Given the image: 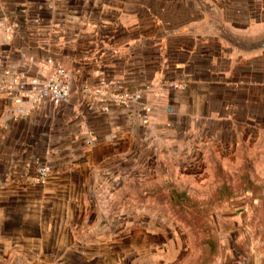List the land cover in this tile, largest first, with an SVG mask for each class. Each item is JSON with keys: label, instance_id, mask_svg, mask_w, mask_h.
Instances as JSON below:
<instances>
[{"label": "crops", "instance_id": "0c3cea01", "mask_svg": "<svg viewBox=\"0 0 264 264\" xmlns=\"http://www.w3.org/2000/svg\"><path fill=\"white\" fill-rule=\"evenodd\" d=\"M47 58L68 73L66 102L18 114L0 94V211L20 214L24 253L118 260L157 233L155 184L225 182L238 229L251 200L264 212V0H0V79L46 75ZM126 91L140 97L118 102ZM239 179L259 186L237 193ZM249 241L224 264H264V238Z\"/></svg>", "mask_w": 264, "mask_h": 264}, {"label": "rangeland", "instance_id": "374dc122", "mask_svg": "<svg viewBox=\"0 0 264 264\" xmlns=\"http://www.w3.org/2000/svg\"><path fill=\"white\" fill-rule=\"evenodd\" d=\"M223 183L209 182L203 189H191L189 184L174 189L168 182L151 186L157 197L151 198L146 216H149V230L157 233L151 235L149 241L144 240V244L141 243L143 239H139L133 251L119 246L118 260L112 258L86 264H224L237 249L247 256L253 247L249 239L264 238V212L256 211V203L251 200L250 211L240 214L241 220L251 228L243 230L237 225L231 226L238 213L224 208L222 201L226 193L225 189H220ZM229 184L237 193L245 187L259 186L245 179ZM213 209L218 211L212 212ZM20 224L19 213L0 211V264H80L72 255L69 260H59L39 254L38 250L24 253L23 238L15 234ZM235 230L245 233L248 240L238 245L234 241L226 242L225 237H231ZM139 235L135 230L134 237Z\"/></svg>", "mask_w": 264, "mask_h": 264}, {"label": "built area", "instance_id": "2783aa9c", "mask_svg": "<svg viewBox=\"0 0 264 264\" xmlns=\"http://www.w3.org/2000/svg\"><path fill=\"white\" fill-rule=\"evenodd\" d=\"M7 32H11L10 26H5ZM45 65L50 67L49 72L42 76H25L8 69L4 70V77L0 79V94L7 95L14 105L18 114H24L43 102H49L55 106L66 102L70 93L69 78L67 71L55 64L51 58L45 60ZM108 85L105 80H100L93 88L92 94L103 95L104 88ZM83 91H87L83 88ZM140 97L138 91L122 92L115 96L118 102L126 103ZM149 107H143L142 117L146 118ZM49 167L35 161L34 180L42 183L46 180Z\"/></svg>", "mask_w": 264, "mask_h": 264}]
</instances>
